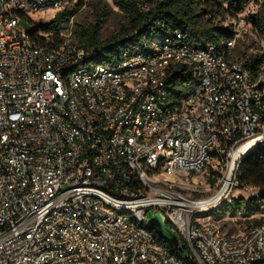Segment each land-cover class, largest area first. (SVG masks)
<instances>
[{
    "label": "built area",
    "instance_id": "2783aa9c",
    "mask_svg": "<svg viewBox=\"0 0 264 264\" xmlns=\"http://www.w3.org/2000/svg\"><path fill=\"white\" fill-rule=\"evenodd\" d=\"M69 1L0 0V264H264V222L225 233L170 183L231 173L223 203L264 147V75L230 58L239 32L197 46L154 22L99 63L20 27ZM156 213L188 247L182 258L157 241Z\"/></svg>",
    "mask_w": 264,
    "mask_h": 264
},
{
    "label": "trees",
    "instance_id": "16d2710c",
    "mask_svg": "<svg viewBox=\"0 0 264 264\" xmlns=\"http://www.w3.org/2000/svg\"><path fill=\"white\" fill-rule=\"evenodd\" d=\"M251 2L252 0H155V8L147 12H142L135 3H132V8L129 10L130 29L123 30L121 35L123 37L136 30L147 32L154 22H159L163 27L158 28L157 32L180 31L186 41L197 46L209 43L217 44L222 38L233 36L232 29L229 26L221 25V23L237 18ZM74 13L75 8H67L48 22H34L32 31L29 33L40 45L49 48L60 47L66 44L62 31ZM215 20L218 21L214 22ZM249 21L261 35H264L263 8L258 13L251 15ZM99 31V24L83 29L79 34L77 47L89 51L90 57L99 63H108L117 59V45L121 38L118 36L108 41H101ZM230 58L235 59L233 56ZM246 65L255 77L261 73L264 75V54L252 55L246 61ZM174 78L175 80L180 79L178 85L184 90L192 84L191 76L183 69L176 71ZM237 179L241 186L258 188L262 191L261 194L250 199L239 197L226 200L215 209L214 213L244 217L264 214V147L256 149L243 159L239 166ZM263 222L264 217L263 219H254L253 224ZM155 237L159 243L180 258L188 250V247L182 243L180 247L175 248L156 233Z\"/></svg>",
    "mask_w": 264,
    "mask_h": 264
},
{
    "label": "rangeland",
    "instance_id": "374dc122",
    "mask_svg": "<svg viewBox=\"0 0 264 264\" xmlns=\"http://www.w3.org/2000/svg\"><path fill=\"white\" fill-rule=\"evenodd\" d=\"M155 0H70L67 8H75L74 16L65 29L62 31L64 42L68 46L79 45V34L83 29L99 24L100 40L108 41L115 37L122 38V31L130 29L131 16L129 10L132 3H135L142 12L151 11L155 8ZM264 9V0H252V2L239 14L237 23L225 20L221 25L229 26L232 30L239 32L236 40L233 57L235 60L248 61L252 55L264 54V35L254 27L249 21V17ZM215 20L214 22H217ZM216 24V23H215ZM20 27L27 31H32V24L25 18H21ZM213 163V162H212ZM214 164V163H213ZM212 168L209 167L200 175H180L176 179H171L172 190L180 193L184 197L193 200H207L212 197L220 187L221 175L214 177L211 174ZM237 186H235L227 199L243 197L250 199L261 194V190L251 186H241L236 178ZM194 183L199 184L196 187ZM210 187L208 191L207 188ZM204 188V192L203 189ZM196 189L202 192L195 191ZM222 203L219 202L215 207H206L196 217L201 222H215L221 227L225 233H236L244 227L253 224L254 219H263L264 214L252 217H244L241 215H222L214 213L215 209ZM152 211L150 212V215Z\"/></svg>",
    "mask_w": 264,
    "mask_h": 264
},
{
    "label": "water",
    "instance_id": "95a60500",
    "mask_svg": "<svg viewBox=\"0 0 264 264\" xmlns=\"http://www.w3.org/2000/svg\"><path fill=\"white\" fill-rule=\"evenodd\" d=\"M149 227L159 236L161 239L169 242L173 247L179 246V240L177 235L162 221L158 213L154 214L148 221Z\"/></svg>",
    "mask_w": 264,
    "mask_h": 264
},
{
    "label": "bare ground",
    "instance_id": "6f19581e",
    "mask_svg": "<svg viewBox=\"0 0 264 264\" xmlns=\"http://www.w3.org/2000/svg\"><path fill=\"white\" fill-rule=\"evenodd\" d=\"M231 185V173H229L228 177L224 180V182L218 188V191L207 200L197 201L189 204L193 208H204L210 206L211 204L218 203L219 200L227 194Z\"/></svg>",
    "mask_w": 264,
    "mask_h": 264
}]
</instances>
